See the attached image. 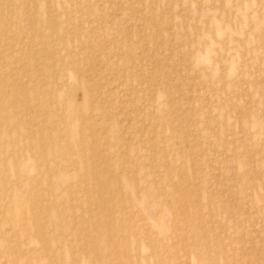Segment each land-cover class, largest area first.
Masks as SVG:
<instances>
[{
    "label": "rangeland",
    "instance_id": "rangeland-1",
    "mask_svg": "<svg viewBox=\"0 0 264 264\" xmlns=\"http://www.w3.org/2000/svg\"><path fill=\"white\" fill-rule=\"evenodd\" d=\"M0 90V264H264V0H0Z\"/></svg>",
    "mask_w": 264,
    "mask_h": 264
},
{
    "label": "bare ground",
    "instance_id": "bare-ground-1",
    "mask_svg": "<svg viewBox=\"0 0 264 264\" xmlns=\"http://www.w3.org/2000/svg\"><path fill=\"white\" fill-rule=\"evenodd\" d=\"M0 95H2L1 90H0ZM25 102H26V104L28 103L27 100H26ZM25 102H23L22 104H24ZM0 119H1V118H0ZM85 155H86V154L83 152V153H82V156H84V157L86 158ZM81 164H83V163H81ZM89 182H90V181H89ZM90 183H92V181H91ZM184 188H185V187H184ZM197 255L199 256V258H202V259H205V258H206L205 248H203L202 245H201L200 247H198Z\"/></svg>",
    "mask_w": 264,
    "mask_h": 264
}]
</instances>
